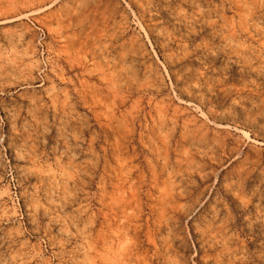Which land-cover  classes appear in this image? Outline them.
Instances as JSON below:
<instances>
[{
	"label": "rangeland",
	"instance_id": "rangeland-1",
	"mask_svg": "<svg viewBox=\"0 0 264 264\" xmlns=\"http://www.w3.org/2000/svg\"><path fill=\"white\" fill-rule=\"evenodd\" d=\"M0 264H264V0H0Z\"/></svg>",
	"mask_w": 264,
	"mask_h": 264
}]
</instances>
